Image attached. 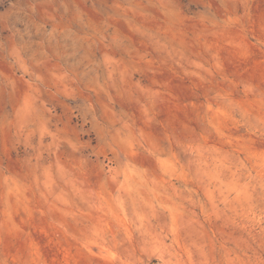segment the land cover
Returning <instances> with one entry per match:
<instances>
[{
	"label": "rangeland",
	"instance_id": "obj_1",
	"mask_svg": "<svg viewBox=\"0 0 264 264\" xmlns=\"http://www.w3.org/2000/svg\"><path fill=\"white\" fill-rule=\"evenodd\" d=\"M0 264H264V0H0Z\"/></svg>",
	"mask_w": 264,
	"mask_h": 264
}]
</instances>
